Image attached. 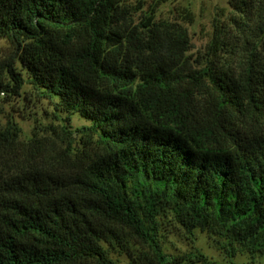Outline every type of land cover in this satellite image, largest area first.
I'll return each instance as SVG.
<instances>
[{
	"label": "trees",
	"instance_id": "16d2710c",
	"mask_svg": "<svg viewBox=\"0 0 264 264\" xmlns=\"http://www.w3.org/2000/svg\"><path fill=\"white\" fill-rule=\"evenodd\" d=\"M230 5L239 41L198 69L185 26L140 30L117 0H0L18 52L0 62V95L21 96L25 73L106 148L75 170H22L0 128V264H209L164 251L166 210L264 256V0Z\"/></svg>",
	"mask_w": 264,
	"mask_h": 264
},
{
	"label": "rangeland",
	"instance_id": "374dc122",
	"mask_svg": "<svg viewBox=\"0 0 264 264\" xmlns=\"http://www.w3.org/2000/svg\"><path fill=\"white\" fill-rule=\"evenodd\" d=\"M117 1L121 9H129L128 23L140 30L146 31L158 23L185 26L192 39L188 56L198 69L209 65L212 46H221L220 55L224 56L227 46L239 41L238 30L232 24L237 13L230 5L231 0ZM16 53V46L10 40L0 38V62L15 60ZM17 66L20 69L19 64ZM24 75L26 84L21 96L0 95V128L15 130L17 169L45 166V169L64 172L86 166L101 156L106 148L87 130L91 124L78 114L70 116L61 112L57 107L58 99L44 98ZM159 224L160 244L172 257L200 253L209 264H264V256L251 250L239 247L229 251L222 236L201 231L190 235L169 210L163 211ZM111 251L117 260L126 261L120 248Z\"/></svg>",
	"mask_w": 264,
	"mask_h": 264
}]
</instances>
